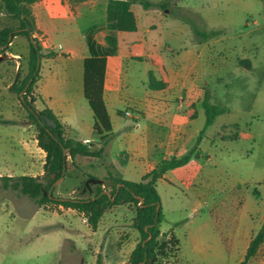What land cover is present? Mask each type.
Instances as JSON below:
<instances>
[{
  "label": "rangeland",
  "instance_id": "374dc122",
  "mask_svg": "<svg viewBox=\"0 0 264 264\" xmlns=\"http://www.w3.org/2000/svg\"><path fill=\"white\" fill-rule=\"evenodd\" d=\"M165 1L183 5L181 10L178 9L180 21L173 17L176 21L173 24L183 32L180 38L185 37L183 42H177L180 45L193 43L195 35L205 42L219 37L223 46L228 45L230 41L224 36L242 31L245 19H258L260 25L264 21V0ZM136 6L140 8L138 3ZM96 16L100 21V10ZM17 23L16 18L0 8V28H15ZM252 28L250 24L249 29ZM199 31L207 33V36L198 35ZM262 32V35L251 39L243 36L257 46L245 55L250 60V67L237 65L235 60L239 55L227 49L219 50L220 55L216 57V66L207 80L205 92L211 103L223 105L227 111L217 115L204 132L207 138L201 147L202 151L208 152L209 159L199 158V166L194 163L187 167L188 172L196 174L193 181L171 179L170 182H156L163 215L159 228L163 231L172 229L179 245L176 257L166 259L164 264H239L240 241L244 243L245 236L250 237L264 224ZM36 37L39 38L38 35ZM28 50V37L18 34L0 53V94L6 100L0 110V120L15 122H0L1 175H38L42 169L43 151L33 141L37 134L36 126L30 121L19 94L9 90L13 81L17 78L19 84L27 72ZM45 70L44 66L42 73ZM27 98L40 110L42 103L38 98L37 82L27 92ZM129 123L132 121L129 120ZM194 124L202 127L204 116L199 114ZM240 132L243 134L240 135ZM21 138L26 146L23 154ZM190 142L191 138L187 136L183 145L186 147ZM68 160L67 166L72 168L73 164ZM82 163L79 170L72 169L70 175L73 176L65 178L60 188H57L60 180L52 184L54 194L89 195V191L84 192L74 183L83 174L87 177V173H98L100 167L96 163ZM111 185L109 181L108 189ZM74 187H77L76 190L71 192ZM59 213L61 211L57 207L38 206L26 195L0 186V264H96L92 254L83 251V237H90L86 222L78 214ZM130 214L126 210L125 222L114 225L120 230L119 239L122 241L125 240L124 235H130ZM68 226L74 231L67 230ZM100 240L101 235L93 236L90 243L96 246ZM73 241L76 251L70 244ZM229 242L235 245L229 248ZM76 256L82 257L84 262L78 261Z\"/></svg>",
  "mask_w": 264,
  "mask_h": 264
},
{
  "label": "crops",
  "instance_id": "0c3cea01",
  "mask_svg": "<svg viewBox=\"0 0 264 264\" xmlns=\"http://www.w3.org/2000/svg\"><path fill=\"white\" fill-rule=\"evenodd\" d=\"M151 1L154 5L149 8H143L141 5L139 8L136 6L137 3L131 4L130 8L136 19L134 31H119L114 22L106 20V0H83L74 3L68 0H36L31 4L37 28L35 35L40 39L44 54L40 60L39 77L36 80L38 98L42 103L40 109H50L63 124L67 136L96 146L106 141L102 157L75 155V164L72 168L67 166V174L60 179L57 188L65 178L73 176L70 175L71 171L82 168V162L98 164L100 167L98 173L87 174L103 179L102 186L108 189L110 180L104 178L109 172L127 180H133L131 178L140 180L161 160L182 155L194 145L203 128L194 124V120L199 114L203 115L205 120L202 101L206 96L207 80L216 66V57L220 55L219 50L227 49L236 53L239 56L235 63L240 67L243 65L250 67V60L245 55L249 50L257 49V46L243 36L251 39L262 35L264 21L260 25L258 19L254 18L251 21L245 19L243 32L224 36L230 41L228 45L223 46L221 44L223 40L219 37L205 42L197 38L194 32L193 43L180 45L177 42H181L185 37L180 38L183 32H180L181 28L174 25L173 21L176 23L174 18L180 21L178 9L181 10L183 5L177 2L174 5L165 0ZM164 2L167 3V7L161 8L158 4ZM99 10L100 21L96 19ZM169 18L174 20L171 21ZM250 24L253 26L252 29H249ZM111 33L115 35V51L106 56L103 91L98 98L111 122V130L105 131L83 96V62L89 54V41L99 48H107L105 36ZM44 66L46 70L42 73ZM160 82L161 86L158 85ZM4 102L6 103V100L0 94V110ZM125 109H129L132 115L125 116L123 113ZM129 120L132 123H129ZM207 127L199 140L197 157L191 158L181 166L168 169L157 181L194 180L196 174L188 172L187 167L193 166L194 163L199 166L201 158L209 159L208 152L202 151L201 147L207 138L204 135ZM241 134L243 133L240 132ZM187 136L191 138V142L185 147L183 143ZM33 141L37 143L36 138ZM20 145L23 154L26 147L23 138L20 139ZM42 157L41 165L44 162V151ZM28 159L30 160L29 156ZM68 161L71 162L70 159ZM42 172L43 169L38 175ZM85 178L83 174L74 184L78 186ZM76 188H72L71 192ZM91 195V192L84 197L81 194L57 193V196L62 197L86 198ZM130 205L117 204L105 209L94 230L87 224L85 217L76 210L61 205L57 208L61 211L59 214L75 213L84 223L86 222L90 237H83L85 243L83 251L86 254L91 253L95 263L100 254L102 264H126L131 250L139 239V233L132 226L130 235L127 237L124 235L125 240L122 241L119 239L121 232L114 225L125 222L126 210L131 213L129 216L131 222L134 207L130 209ZM66 229L74 231L70 226ZM161 231L173 233L172 229ZM100 235L102 241L93 246L90 243L91 238ZM250 237L245 236V242L239 243L242 249L237 259L239 264ZM70 244L73 245L72 250L76 251L75 242ZM232 245L235 244L228 243L229 248ZM76 259L84 262L82 257L76 256ZM247 264H264V239Z\"/></svg>",
  "mask_w": 264,
  "mask_h": 264
},
{
  "label": "trees",
  "instance_id": "16d2710c",
  "mask_svg": "<svg viewBox=\"0 0 264 264\" xmlns=\"http://www.w3.org/2000/svg\"><path fill=\"white\" fill-rule=\"evenodd\" d=\"M36 0H0V8L3 12L18 20L15 28H0V53L4 52L15 35H25L29 40L27 72L17 84V78L9 86L10 91L19 94L21 104L26 109L30 121L37 129V145L45 152L41 175H1L0 186L4 189H12L26 195L38 206L72 208L81 213L92 230L97 227L103 211L113 205L129 203L134 207V215L131 225L138 231L139 239L128 258L129 264H164L169 258H174L178 252L179 245L175 235L168 231L162 232L159 228L162 220V209L159 194L156 191L155 183L165 171L187 163L197 155V146L204 129L210 125L217 115L227 111V107L211 103L207 96L202 101L205 114L203 128L200 130L194 145L180 156H170L160 161L150 171L145 173L139 181L127 180L111 174L104 178L110 180L112 185L109 189L110 195L104 192L100 182L93 183L91 180L99 179L88 175L80 182L78 188L92 193L91 196L83 197H62L53 193L52 184L67 171V159L74 165L75 155H88L102 157L104 146L86 144L85 142L67 136L64 126L59 119L48 108L40 109L55 121V127H50L37 116L35 106L28 100L27 92L39 77V64L44 56L42 45L35 35L37 28L34 16L31 11V4ZM72 3L83 0H68ZM138 3L143 8L154 5L151 0H106L105 18L115 23L119 31H134L136 19L130 8L131 4ZM166 8L167 3L158 4ZM206 37L207 33L197 32ZM105 40L107 48H99L95 43H88L89 54L83 62V96L87 99L89 107L96 119L105 131L111 130L109 115L104 106L98 101L103 91L106 56L115 51V35L107 34ZM51 54V53H47ZM159 86L162 85L160 82ZM22 92V93H21ZM4 123H15L12 120H0ZM51 174H54L51 177ZM140 198L142 201H140ZM264 239V224L255 231L248 242L246 252L240 264H247L253 257ZM96 264H102L100 254Z\"/></svg>",
  "mask_w": 264,
  "mask_h": 264
},
{
  "label": "water",
  "instance_id": "95a60500",
  "mask_svg": "<svg viewBox=\"0 0 264 264\" xmlns=\"http://www.w3.org/2000/svg\"><path fill=\"white\" fill-rule=\"evenodd\" d=\"M36 113H37V116L39 117V119L43 120L47 126L55 127L56 124H55V121L52 118H50L49 116H47L44 113H41L39 110H36ZM53 176H54V174H51V177H53ZM62 176L59 177L57 180H55V182L60 180L62 178ZM91 182L97 183V182H100V179H96V180L94 179V180H91ZM104 192L107 193L108 195H110V191L108 189H105ZM140 201H142L141 198H140Z\"/></svg>",
  "mask_w": 264,
  "mask_h": 264
},
{
  "label": "built area",
  "instance_id": "2783aa9c",
  "mask_svg": "<svg viewBox=\"0 0 264 264\" xmlns=\"http://www.w3.org/2000/svg\"><path fill=\"white\" fill-rule=\"evenodd\" d=\"M123 113H124L125 116H131L132 115V112L129 109H125L123 111Z\"/></svg>",
  "mask_w": 264,
  "mask_h": 264
}]
</instances>
